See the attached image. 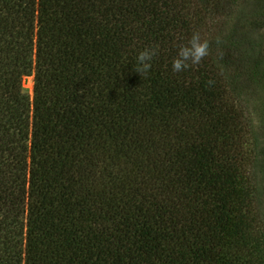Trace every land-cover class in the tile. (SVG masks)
I'll return each instance as SVG.
<instances>
[{"label": "trees", "instance_id": "1", "mask_svg": "<svg viewBox=\"0 0 264 264\" xmlns=\"http://www.w3.org/2000/svg\"><path fill=\"white\" fill-rule=\"evenodd\" d=\"M263 28L264 0H0V264H255Z\"/></svg>", "mask_w": 264, "mask_h": 264}, {"label": "rangeland", "instance_id": "2", "mask_svg": "<svg viewBox=\"0 0 264 264\" xmlns=\"http://www.w3.org/2000/svg\"><path fill=\"white\" fill-rule=\"evenodd\" d=\"M260 34L263 39V48H262V64H261V70L264 71V28L260 31ZM21 89L23 92L28 96L30 99L31 93H32V76H27V77H22L21 78ZM264 101V98L260 99V103ZM242 104L247 110L246 113H248V118L250 119L251 123V130L256 134L257 137H260L261 140L260 142L263 141L262 139L264 138V117L259 114H254V112H251L252 105L245 103L242 101ZM258 102V104H260ZM250 112V113H249ZM260 133V135L258 134ZM253 257L255 260V264H264V245L263 246H258L254 251H253Z\"/></svg>", "mask_w": 264, "mask_h": 264}]
</instances>
